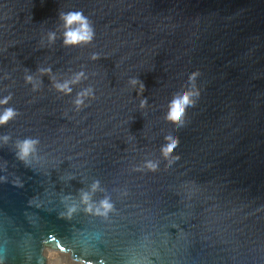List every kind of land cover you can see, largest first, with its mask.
Listing matches in <instances>:
<instances>
[{"label": "water", "instance_id": "water-1", "mask_svg": "<svg viewBox=\"0 0 264 264\" xmlns=\"http://www.w3.org/2000/svg\"><path fill=\"white\" fill-rule=\"evenodd\" d=\"M70 10L89 17L90 43L63 44ZM81 71L70 94L54 87ZM190 74L201 94L178 127L168 105ZM9 94L2 264H45V248L92 264H264V0H0ZM25 138L39 141L28 163Z\"/></svg>", "mask_w": 264, "mask_h": 264}, {"label": "clouds", "instance_id": "clouds-1", "mask_svg": "<svg viewBox=\"0 0 264 264\" xmlns=\"http://www.w3.org/2000/svg\"><path fill=\"white\" fill-rule=\"evenodd\" d=\"M60 19L63 21V25L65 28V31L63 32V44L65 46H75L78 44H86L90 43L96 33L95 29L92 26L89 17L84 15L82 11L80 10H70L67 12H61L59 14ZM49 41H52L55 39V33H50L48 37ZM93 59H96L97 56L94 53ZM42 73L51 72L50 68L40 69ZM84 76V73L78 72L76 73L71 80H66L63 83L60 82H54V87L61 92H64L66 94H70L72 91L71 84L78 83L80 79ZM194 80V76L190 74L189 81H190V87L178 90L170 99L169 105H168V111L166 114V118L169 120H175L177 121V126H183L185 122V116H186V110L190 107H194L197 103V100L200 96V90L198 87L194 86L192 84V81ZM25 81L27 83H32L33 90H35L38 86L37 82L34 81V78L32 75L27 74L25 76ZM86 97L94 98V93L91 88H87L82 90L77 94L76 99L74 100V104L76 105V108L79 109L81 106L84 105V101ZM11 99V95L0 97V108H3L2 111H0V126L6 124L10 119H12L17 113L16 110L11 107H3L4 105L8 104V101ZM143 103V102H142ZM8 139L7 136L0 137V140L6 141ZM179 137L173 132L169 133L168 139L166 143L163 145V152L165 154L170 155L169 164L174 163L176 160H178L179 154L171 155L172 150L177 147L179 144ZM39 143L37 139L33 138H25L22 141H19L16 145L17 151L16 156L19 160L28 163V158L31 156V154L36 150V145ZM159 166L158 161H150L148 162V167L150 170H155ZM98 186V182H96L93 185V188ZM89 194L88 193H82L81 199L85 202L88 201ZM101 206L107 210L112 207L111 203L105 199L104 201H101ZM73 209H70L71 212ZM61 251H64L63 248H61ZM0 264H2V261H0ZM86 264H92L91 261L86 262Z\"/></svg>", "mask_w": 264, "mask_h": 264}, {"label": "bare ground", "instance_id": "bare-ground-1", "mask_svg": "<svg viewBox=\"0 0 264 264\" xmlns=\"http://www.w3.org/2000/svg\"><path fill=\"white\" fill-rule=\"evenodd\" d=\"M43 257L45 259V264H57L58 262L56 261V259L60 257L62 259L59 261L60 264H86L80 260L72 259L67 253L58 250H52L49 248L44 249Z\"/></svg>", "mask_w": 264, "mask_h": 264}, {"label": "rangeland", "instance_id": "rangeland-1", "mask_svg": "<svg viewBox=\"0 0 264 264\" xmlns=\"http://www.w3.org/2000/svg\"><path fill=\"white\" fill-rule=\"evenodd\" d=\"M62 260L61 257L56 259V261L58 262L57 264H60L59 261ZM78 264V263H77Z\"/></svg>", "mask_w": 264, "mask_h": 264}]
</instances>
